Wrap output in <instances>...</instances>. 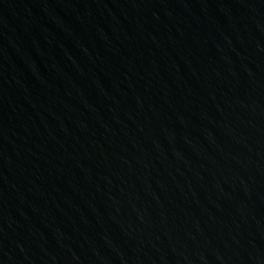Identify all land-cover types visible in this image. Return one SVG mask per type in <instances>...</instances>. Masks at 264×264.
Returning <instances> with one entry per match:
<instances>
[{"label": "water", "instance_id": "1", "mask_svg": "<svg viewBox=\"0 0 264 264\" xmlns=\"http://www.w3.org/2000/svg\"><path fill=\"white\" fill-rule=\"evenodd\" d=\"M0 264H264V0H0Z\"/></svg>", "mask_w": 264, "mask_h": 264}]
</instances>
